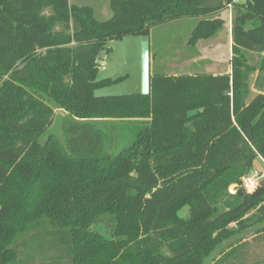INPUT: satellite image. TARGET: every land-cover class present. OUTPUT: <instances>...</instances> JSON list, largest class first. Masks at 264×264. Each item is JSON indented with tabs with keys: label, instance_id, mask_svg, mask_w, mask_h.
<instances>
[{
	"label": "trees",
	"instance_id": "obj_1",
	"mask_svg": "<svg viewBox=\"0 0 264 264\" xmlns=\"http://www.w3.org/2000/svg\"><path fill=\"white\" fill-rule=\"evenodd\" d=\"M229 5L230 73L152 69L146 96L94 94L120 81L98 79L109 42L198 19L194 48ZM109 6L98 21L69 0H0V264H244L264 231V176L242 187L264 162V0Z\"/></svg>",
	"mask_w": 264,
	"mask_h": 264
},
{
	"label": "rangeland",
	"instance_id": "obj_2",
	"mask_svg": "<svg viewBox=\"0 0 264 264\" xmlns=\"http://www.w3.org/2000/svg\"><path fill=\"white\" fill-rule=\"evenodd\" d=\"M69 3L91 7L98 21L108 20L112 16L109 0H69ZM215 16L224 21V26L213 38L200 40L194 48L187 46V40L198 19L176 20L150 29L149 37L146 39L150 45V70L156 69L166 75L230 73L231 27L235 12L227 7ZM143 40L141 36H129L109 42V51L102 53L101 59H97L98 79L120 81L95 90L96 96H122L140 92V47ZM255 75L251 76V87ZM255 94L256 91L252 88L251 98ZM64 116H66L64 112L55 111L53 124L48 133L62 137ZM46 136L45 133L41 137L42 142ZM261 176H264V162L256 159L248 178L257 182ZM186 214L187 208L179 212L180 216ZM100 233L109 238L104 228L100 229ZM247 241L244 264H264V231L250 234ZM209 264H215V261Z\"/></svg>",
	"mask_w": 264,
	"mask_h": 264
},
{
	"label": "water",
	"instance_id": "obj_3",
	"mask_svg": "<svg viewBox=\"0 0 264 264\" xmlns=\"http://www.w3.org/2000/svg\"><path fill=\"white\" fill-rule=\"evenodd\" d=\"M150 77V48L149 42L143 40L140 47V94H149Z\"/></svg>",
	"mask_w": 264,
	"mask_h": 264
},
{
	"label": "built area",
	"instance_id": "obj_4",
	"mask_svg": "<svg viewBox=\"0 0 264 264\" xmlns=\"http://www.w3.org/2000/svg\"><path fill=\"white\" fill-rule=\"evenodd\" d=\"M233 1H237V0H233ZM228 8L230 9V8H232L231 7V5H229L228 6ZM103 69V68H102ZM256 184H257V182H256V180H253V179H251V178H248V177H246V178H243L242 179V187H243V189L245 190V192H247V193H251V192H253V190L255 189V187H256ZM234 186H231L230 188H229V193L230 194H233L234 193Z\"/></svg>",
	"mask_w": 264,
	"mask_h": 264
}]
</instances>
